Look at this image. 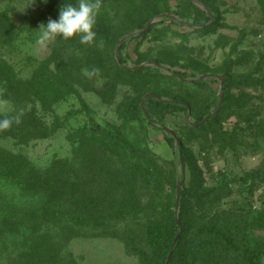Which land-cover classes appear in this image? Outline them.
<instances>
[{
    "label": "rangeland",
    "instance_id": "1",
    "mask_svg": "<svg viewBox=\"0 0 264 264\" xmlns=\"http://www.w3.org/2000/svg\"><path fill=\"white\" fill-rule=\"evenodd\" d=\"M92 2L105 9L98 12L94 28L101 24L107 40L97 34L88 43L80 35L42 40L43 24L58 15L41 12L37 0H0L1 9L14 7L0 14L21 25L0 42V58L22 81L21 87L35 77V94L60 98L49 100V109L34 108L35 115L44 114L51 122L50 136L22 145L0 133V149L38 167L54 159H81L84 174H94L90 156L98 153L110 172L112 185L103 181L98 192L114 197L111 207L121 215L115 226L121 230L73 238L66 252L76 264H161V257L155 255V262L144 248L143 231L150 222L174 217L184 218L186 226L194 224L176 264H264V0H162L146 10L148 20L134 14L142 10L120 0L104 6L100 0ZM128 34L133 36L124 40L118 59L123 67L143 70L121 81L112 70L115 48ZM85 45L94 52L96 67L90 61L89 72L83 73L85 65L80 78L71 72L62 81L54 73L57 53L64 52L58 68L66 71L72 53ZM107 63L112 67L106 69ZM217 76H224L225 93ZM221 95L225 102L218 111ZM139 97L145 104L150 97L163 102L174 98L189 113L162 111L163 117L153 114L151 124L146 111L132 109ZM201 115L209 118L194 135ZM94 125L117 133L135 152L91 132ZM177 136L184 139L186 153L183 182ZM180 181L179 201L184 188L191 195L176 209ZM85 188V193L91 191ZM122 197L136 208H125ZM205 210L210 220L201 217ZM97 224L112 226L113 221ZM216 230L225 232L231 243L218 238ZM5 248L0 242V251ZM20 250L14 254L12 248L10 260L20 263ZM1 256L0 264H6Z\"/></svg>",
    "mask_w": 264,
    "mask_h": 264
},
{
    "label": "trees",
    "instance_id": "2",
    "mask_svg": "<svg viewBox=\"0 0 264 264\" xmlns=\"http://www.w3.org/2000/svg\"><path fill=\"white\" fill-rule=\"evenodd\" d=\"M37 1L42 4L43 7L40 11L45 14L58 15L59 8L63 5L61 0H47V3L44 0ZM113 1L117 0H100V4L101 6L107 3L114 5ZM160 1L162 0H120L122 4L129 3L130 7L136 11L142 10L132 13L143 18L146 16V20L150 17V11L147 12L146 10L150 6H156ZM71 4L78 6L79 0H72ZM1 10L13 11L14 7L5 6L4 9L0 8ZM101 10L105 11L103 7H100L98 12L103 13ZM101 26L100 24V26L95 27L93 31L96 32V35L99 34L104 40H107V35L102 28L103 26ZM138 27L139 25H137ZM15 29L20 30L21 25H18L13 17L0 14V42L6 41V38L8 39ZM122 47L123 45L119 49V55H121ZM90 48L85 45V48L77 49L78 51L72 53L70 56L72 61L65 64L66 71L58 68L59 63L63 65L60 59L64 58V52L57 53V65L54 73L58 74L62 81H66L70 79L71 72H74L75 79L80 78L81 70L85 65L86 69L83 70V73L85 71L89 72L90 61L93 67H96L94 52L91 54L89 52ZM67 61L68 58L66 57L65 62ZM119 61L114 62L112 70H115L117 79L121 81L127 80V76L132 75L133 72L137 73L143 70V68L130 70L123 67L121 56ZM111 67L107 63L106 69ZM106 69L100 74L105 75ZM92 77H95V74H92ZM36 79L32 77L28 82L25 81L27 82L25 87H21L22 81L16 78L14 71L0 58V120H12L10 127L0 128V133L5 137H13L22 145L46 138L54 131L51 122L43 116L44 114L42 116L35 115L34 108L39 106L41 109H49L51 107L49 100L57 102L60 101V98L47 99L41 93L35 94V92H38L37 87L34 86ZM193 84L198 83L193 82ZM52 87L57 89L54 84H52ZM225 87L226 84L224 83L221 87L224 93ZM224 97L221 107L225 102ZM159 99L150 97L145 104L142 97L136 98L132 109L142 112L144 108L151 124L154 123L153 114L160 118L164 116L162 111L172 114L181 111L186 115L189 113L188 106L186 108L180 107L183 102H179L177 99L172 98L168 102ZM205 117V115L199 116L194 125L201 122ZM65 120L68 121L66 118ZM200 127L197 126L193 130L194 135ZM90 131L103 133L109 139L121 142L124 149L135 152V149L129 143L122 142L120 136L113 131L104 130L98 125H94ZM78 133L84 135L83 129H78ZM183 141L182 136H177V144L182 157L180 162L182 175L179 177L182 182L186 156ZM90 160L96 170H93L94 174H84L82 168L84 160L81 159L74 163L71 159H54L46 167H38L29 163L22 155L12 154L0 149V242L6 247L3 251H0V255H2L1 259L2 257L5 259L6 264H76L70 254L66 252V247L73 238L109 235L113 232L118 233L121 230V228L115 226L118 221H121L117 219L121 215L111 207L114 197L111 196V193L101 196L98 192V186H103L104 182L109 186L112 185L109 169L106 168L103 161L104 157L98 153H92ZM95 174H98V176L94 177ZM86 186L91 188V191L85 193ZM190 195L191 193L187 188H184L181 194L182 199L179 202L182 203L189 199ZM122 201L126 205V200L123 197ZM105 203H108L107 207L104 206L103 208L106 209L102 210L100 206ZM121 206L123 208L122 204ZM125 208H136V206L126 205ZM216 214L218 213H215L212 217ZM201 217L211 219L208 210H205ZM170 219L169 221L165 220L166 225L164 224L165 221L162 222L163 220L150 222L143 231L144 248L152 254L154 261L156 259L155 255L158 258L161 257V264H164L163 261L167 260V256L171 251L167 264L178 262V259L182 257L183 244L186 242L188 231L194 225L186 226L187 222L183 218L179 220L180 228H178L176 219L174 217ZM99 220L113 221V225L102 226L97 224ZM177 234H179V237L173 245ZM224 234L225 232L216 230L218 238L231 243L230 238ZM17 247H21L22 260L20 263L13 260V263L10 260L12 256L11 249L14 248V254H16ZM145 263L150 264L148 261Z\"/></svg>",
    "mask_w": 264,
    "mask_h": 264
},
{
    "label": "clouds",
    "instance_id": "3",
    "mask_svg": "<svg viewBox=\"0 0 264 264\" xmlns=\"http://www.w3.org/2000/svg\"><path fill=\"white\" fill-rule=\"evenodd\" d=\"M47 3V0H44ZM99 11V4L92 0H79L78 6L64 3L58 11V18H49L41 34L42 40L61 36L64 39L80 35L83 42L92 43L96 37L93 31ZM12 124L11 119L0 120V128H8Z\"/></svg>",
    "mask_w": 264,
    "mask_h": 264
},
{
    "label": "water",
    "instance_id": "4",
    "mask_svg": "<svg viewBox=\"0 0 264 264\" xmlns=\"http://www.w3.org/2000/svg\"><path fill=\"white\" fill-rule=\"evenodd\" d=\"M169 17L173 18L172 16H169ZM149 25H150V23H148V24L146 25V28H147ZM131 36H133V34H128V35L124 36L123 38H121V39L119 40L118 44L116 45V48H115V55H116V60H117L118 62H119V59H118L119 49H120V47L123 45L124 40L130 38ZM140 68H142V66H136V67H134V70H138V69H140ZM217 78L220 80L221 87H222L223 82H224V76H217ZM221 102H222V95H221L220 100H219V103H218V111H219L220 108H221ZM143 111H144V113H145V110H144V109H143ZM208 118H209L208 116L205 117V118H204L201 122H199L196 126H200V125H202L203 123H205V122L208 120ZM181 183H182L181 181L178 182V184H177V188H176V203H175V208H176V209H178V202H179V196H180ZM176 223H177L178 228H180V222H179V220H176ZM179 230H180V229H179ZM178 237H179V234L176 235V238H175V240H174L173 245L176 243ZM172 247H173V246H172ZM171 252H172V251H171ZM171 252H170V254H171ZM170 254L167 256V260L169 259ZM167 260H166V263H165V264H167Z\"/></svg>",
    "mask_w": 264,
    "mask_h": 264
}]
</instances>
